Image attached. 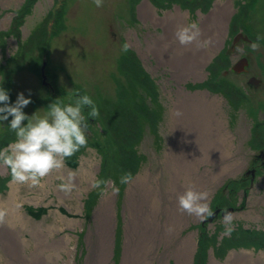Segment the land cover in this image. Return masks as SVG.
Returning a JSON list of instances; mask_svg holds the SVG:
<instances>
[{
  "label": "rangeland",
  "instance_id": "obj_1",
  "mask_svg": "<svg viewBox=\"0 0 264 264\" xmlns=\"http://www.w3.org/2000/svg\"><path fill=\"white\" fill-rule=\"evenodd\" d=\"M144 2L161 19L176 9L187 13L186 24L211 38L203 76L173 78L169 63L183 69L191 45L175 38L178 18L162 26L143 16ZM227 4L222 35L218 14ZM0 87L12 102L30 94L28 115L43 116L49 103H67L76 92L90 95L100 112L89 118L87 147L65 161L73 173L89 167L93 174L84 173L71 193L60 190L63 175L55 172L43 187L15 184L10 202V172L0 170V205L9 209L0 224V264H210L211 257L229 264L231 252L264 264V162H250L264 151V0H103L102 7L93 0H0ZM177 98L197 111L206 107L211 129L227 133L224 164L193 168L192 145L181 152L187 135L171 118ZM14 140L0 123V148ZM126 172L133 182L121 184ZM94 179L109 181L103 194L91 187ZM189 184L209 193L211 216L178 211ZM226 211L233 213L230 234ZM8 229L22 240L16 263L1 241Z\"/></svg>",
  "mask_w": 264,
  "mask_h": 264
},
{
  "label": "clouds",
  "instance_id": "obj_2",
  "mask_svg": "<svg viewBox=\"0 0 264 264\" xmlns=\"http://www.w3.org/2000/svg\"><path fill=\"white\" fill-rule=\"evenodd\" d=\"M96 7L103 6V0H93ZM202 30L195 22L179 27L175 38L182 46L195 44L197 48H206L211 43V38L201 40ZM259 39V37H258ZM253 49L257 47L252 45ZM123 51H128L125 44ZM69 102L57 98L47 105L43 116L35 113L28 115L24 109L32 103L31 96L26 98L24 93L17 94L14 102L11 101L9 91L0 87V123L7 122V126L15 134V140L6 147L0 148V167H6L11 176V182L17 185L39 187L55 172L64 168L65 161L73 157L82 148L88 145L89 118L95 120L100 112L96 102L88 94L74 93L68 97ZM87 109V115H85ZM181 115L179 110L175 113ZM11 118V119H9ZM60 190L71 193L76 188V176L68 173L61 176ZM131 172L121 176V184L133 182ZM109 184V181L94 179L91 187L100 189ZM119 189L113 188V192ZM209 193L198 191L189 184L183 193L177 197L178 211L195 215L198 218L211 216L208 206ZM9 209L0 205V224L5 222ZM233 213L227 212L224 216L226 234L233 231ZM171 229H169L170 231Z\"/></svg>",
  "mask_w": 264,
  "mask_h": 264
},
{
  "label": "bare ground",
  "instance_id": "obj_3",
  "mask_svg": "<svg viewBox=\"0 0 264 264\" xmlns=\"http://www.w3.org/2000/svg\"><path fill=\"white\" fill-rule=\"evenodd\" d=\"M218 6H220V4H216V8H218ZM231 8V6L229 4H227V8H225L224 10H226V13L220 12L218 15V19L220 20V29L222 32V35H225V30L223 28V19L226 18V14L227 11H229V9ZM142 14L145 18H153L155 19L157 22H161L162 26H168V24H171L170 22L176 20L178 18L179 23L182 26L187 25L186 24V17H187V13H182L179 10L176 9L175 13H171L168 12L165 17L163 19L157 17L155 10L153 8H151V6H149L146 2L143 3L142 6ZM211 16V14H209V17ZM211 18V17H210ZM217 25V24H216ZM222 25V26H221ZM205 36V35H204ZM201 40H205V38L201 37ZM222 42V41H221ZM221 42L218 41V45H221ZM150 47H148L149 50ZM190 52L191 54L189 56H191L189 58V56L187 57V60L185 62H183L184 64H186V66L181 70L179 69V65L176 64H171V69H172V76L174 79L178 80L182 79V77H194V76H203V71H202V67L205 64V62L207 61L208 57L210 56V51L209 49L206 48H197L195 46V44L191 45L190 48ZM158 55V54H157ZM158 61L161 64L166 63L165 61L162 60L161 56H159ZM188 68L189 71H188ZM185 95V94H184ZM186 96V95H185ZM178 97H179V93H178ZM184 104L179 103V98H177V100H173V105L178 108L179 106V111L180 113H182L181 115L177 116L175 113L178 110H173V113H171V118H175L179 124V135L183 132L187 135H183V138H191V141L193 142L192 144L188 141L187 145L185 144V139H181L180 142V149H184L187 146L192 145L193 148H189L188 150H186L187 154L190 155H196V159L197 161L194 162L193 164V168H196L199 164L205 162L209 165L211 164H215L217 163L218 165L220 164H224L225 163V157H226V150H224V145H226V141H228V137H227V133H220L218 131V129H216V131L214 129H211V123L215 122L214 119H212L211 113L207 114V108L204 107L202 108L203 111H197L198 109H196L195 106H190L188 104H185L186 101H183ZM198 102V101H197ZM169 114V113H168ZM170 116V115H169ZM211 130V131H210ZM211 134V135H210ZM180 138V137H179ZM185 150L181 151L182 153ZM220 166H218L219 169ZM221 169L216 172V178H219L220 175L223 173L222 172V166L220 167ZM1 172L4 173L5 172V167H1ZM73 173L72 171H70L65 165L64 168L60 171V172H56V173H60L62 174L64 177H66L68 175V173ZM84 173L86 174V177H90V179L93 178V174L90 173V168L89 167H82L79 168L77 173H74L76 176V180L75 183L76 185L82 180L81 177L84 176ZM53 179V174L51 176L48 177V179L46 181H48L49 183H51L50 179ZM85 180V179H83ZM46 181L43 182V185L46 184ZM88 181V180H87ZM184 182L185 183H190V181L186 178H184ZM40 186V187H43ZM56 190V188H55ZM10 198L7 201H14V198L17 199L16 197V192H17V187L15 184L11 183V190H10ZM45 195V194H44ZM47 195V193H46ZM57 195H59V198H64V197H69L67 195H64L63 193H57ZM44 197H40L41 200ZM16 211H11L10 213V217L14 218L15 220V216H16ZM11 223H15L12 219ZM18 220L20 221L21 218L19 217ZM7 232H5V234H3L1 241H4L6 243V247H7V256H10L13 260H20V257L17 255L20 249V245L22 240L19 239L20 234L16 233L13 229H8L6 230ZM38 232V231H37ZM39 232L40 233H44L43 229L39 228ZM61 244H52L50 245L49 248H54L57 249L60 247ZM11 247V248H9ZM251 255L246 253V252H241V254H237L235 252H231L229 253L227 259V263L229 264H247L249 263L248 260H250ZM248 259V260H247ZM247 262V263H246ZM11 264H14V262H11ZM210 264H222L221 262L219 263L216 259H214L213 257H211V262Z\"/></svg>",
  "mask_w": 264,
  "mask_h": 264
},
{
  "label": "flooded vegetation",
  "instance_id": "obj_4",
  "mask_svg": "<svg viewBox=\"0 0 264 264\" xmlns=\"http://www.w3.org/2000/svg\"><path fill=\"white\" fill-rule=\"evenodd\" d=\"M234 70V69H233ZM236 70V69H235ZM234 70V71H235ZM226 71H227V69H226ZM244 88V87H243ZM255 155V159L256 160H254L253 159V157L251 158V160H250V162L252 161V163H253V161H254V163L256 162V164L257 165H260V164H262L263 162H264V151L263 152H257L256 154H254Z\"/></svg>",
  "mask_w": 264,
  "mask_h": 264
},
{
  "label": "water",
  "instance_id": "obj_5",
  "mask_svg": "<svg viewBox=\"0 0 264 264\" xmlns=\"http://www.w3.org/2000/svg\"><path fill=\"white\" fill-rule=\"evenodd\" d=\"M240 37H241V35H240ZM45 62H43L42 63V66H41V69H40V73H41V77H42V83L43 84H45V82H46V75H45V73H44V68H45ZM235 70V69H234ZM249 84H250V82H249Z\"/></svg>",
  "mask_w": 264,
  "mask_h": 264
},
{
  "label": "trees",
  "instance_id": "obj_6",
  "mask_svg": "<svg viewBox=\"0 0 264 264\" xmlns=\"http://www.w3.org/2000/svg\"><path fill=\"white\" fill-rule=\"evenodd\" d=\"M49 13H50V12H49ZM49 13H48V14H49ZM48 14H47V15H48ZM5 62H6V64H7V59H6ZM4 65H5V64H4ZM4 65H1V66L3 67ZM48 92H49V95H50V96H54V94H53L51 91H48ZM53 92H54V90H53Z\"/></svg>",
  "mask_w": 264,
  "mask_h": 264
}]
</instances>
